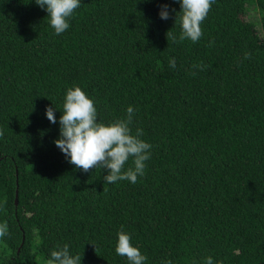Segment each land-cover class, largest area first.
Wrapping results in <instances>:
<instances>
[{
	"label": "trees",
	"instance_id": "trees-1",
	"mask_svg": "<svg viewBox=\"0 0 264 264\" xmlns=\"http://www.w3.org/2000/svg\"><path fill=\"white\" fill-rule=\"evenodd\" d=\"M172 9L81 0L55 35L34 0H0V264H45L63 244L82 264H127L122 227L146 264H264V0H214L195 43ZM72 85L101 121L135 109L133 131L152 145L135 184L106 183L55 146Z\"/></svg>",
	"mask_w": 264,
	"mask_h": 264
},
{
	"label": "clouds",
	"instance_id": "clouds-1",
	"mask_svg": "<svg viewBox=\"0 0 264 264\" xmlns=\"http://www.w3.org/2000/svg\"><path fill=\"white\" fill-rule=\"evenodd\" d=\"M46 12L47 23L55 35H61L70 27V19L81 6V0H34ZM180 5V40L195 43L203 35L202 22L207 17L214 0H176ZM178 13L175 9H172ZM160 19L169 18V6H160ZM167 37L176 40L177 35L167 32ZM171 67L175 61L170 60ZM57 108L52 104L45 109L49 122L56 124ZM58 119L59 135L54 139L55 146L65 155L68 162L88 171L99 168L105 170L103 179L112 184L128 181L135 184L145 173L146 162L151 158L152 145L142 139L141 128L133 131L135 109L129 105L123 118L101 121L97 107L91 96L79 85L67 88ZM127 165V167H126ZM8 234V224L0 221V238ZM114 250L116 255L125 257L127 264H146L147 256L133 243L132 234L122 227L116 235ZM45 264H82L81 253H73L68 244L56 245L48 253ZM205 264H215L208 256Z\"/></svg>",
	"mask_w": 264,
	"mask_h": 264
},
{
	"label": "rangeland",
	"instance_id": "rangeland-1",
	"mask_svg": "<svg viewBox=\"0 0 264 264\" xmlns=\"http://www.w3.org/2000/svg\"><path fill=\"white\" fill-rule=\"evenodd\" d=\"M259 15H260V10H258L257 8H255L252 4L247 5V14H246V17L248 19H251L253 21H257V23H258Z\"/></svg>",
	"mask_w": 264,
	"mask_h": 264
},
{
	"label": "water",
	"instance_id": "water-1",
	"mask_svg": "<svg viewBox=\"0 0 264 264\" xmlns=\"http://www.w3.org/2000/svg\"><path fill=\"white\" fill-rule=\"evenodd\" d=\"M16 201V200H15Z\"/></svg>",
	"mask_w": 264,
	"mask_h": 264
}]
</instances>
